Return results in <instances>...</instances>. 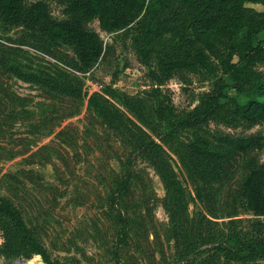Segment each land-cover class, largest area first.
Masks as SVG:
<instances>
[{"label":"rangeland","instance_id":"374dc122","mask_svg":"<svg viewBox=\"0 0 264 264\" xmlns=\"http://www.w3.org/2000/svg\"><path fill=\"white\" fill-rule=\"evenodd\" d=\"M36 1L24 0L26 7ZM42 1L51 18H66L54 0ZM243 7L247 14L264 8L253 1ZM142 17L126 27L100 18L86 21L85 27L96 31L108 49L87 71L77 69L70 45L50 42L34 29L0 23V196L15 202L53 259L264 264V257L235 258L211 246L231 236L247 240L264 234V218L259 227L241 194L252 161H264V146L239 151L226 143L250 133L264 135V121L247 129L222 109L203 123L169 134L150 73L160 72L163 60L191 53L183 71L160 85L179 118L221 75L218 64L227 56L230 40L223 31L193 23L192 10L168 0L147 36L145 62L141 23L147 18ZM196 37L212 43L214 52L189 43ZM30 74L51 79L60 90ZM198 137L222 157H193L190 144ZM151 141L155 145L132 164L131 187L114 204L128 154ZM118 209L127 217L128 229L115 260ZM2 245L0 236V249ZM17 259L46 264L34 254L0 253V264Z\"/></svg>","mask_w":264,"mask_h":264},{"label":"trees","instance_id":"16d2710c","mask_svg":"<svg viewBox=\"0 0 264 264\" xmlns=\"http://www.w3.org/2000/svg\"><path fill=\"white\" fill-rule=\"evenodd\" d=\"M54 1L62 7V13L66 18L58 20L51 18L50 9L42 0L32 3L29 7H26L24 0H0V23L34 29L50 42L70 45L76 57V67L83 71L90 70L97 61L104 59L108 51L102 37L96 31L85 27L86 21L100 18L113 26L126 27L136 20L140 21L141 14L143 17L146 16V22L141 23V51L143 61L147 62L150 49L147 45V36L156 16L168 6V0ZM177 1L193 11V23L213 31L225 32L230 43L227 56L220 59L218 64L221 75L208 91L200 95L198 103L179 118H174L173 105L168 95L160 89V85L183 71L187 64L185 59L190 58L191 53H185L182 59L161 61L160 72L150 69L159 95V114L165 122L167 133L172 134L183 126L203 123L222 109L228 111L232 117L244 121L247 129L264 121V8L256 14H247L243 7L246 1L260 2L264 7V0ZM188 41L204 44L214 52L213 44L204 39L196 37ZM196 57L205 63L200 54ZM63 66L71 71L74 68L64 64ZM30 78L44 82L51 89L60 90L51 79L36 74H30ZM230 90H233L232 94ZM226 143L239 151L248 148L261 149L264 146V135L258 132L250 133L227 140ZM207 144L208 141L204 137H198L190 144L192 156L210 160L222 157V154L208 149ZM154 145V141L142 143L128 154L125 173L112 198L114 204H117L131 187L132 164L137 155ZM241 194L246 208L256 217L255 223L261 227V218H264V161H252ZM118 219L120 229L116 233L112 250L115 260L118 259V246L126 240L128 229V219L120 209ZM0 236L3 241L0 249L2 254L14 256L23 254L27 257L34 254L46 264H80L75 258L69 257L64 260L51 258L44 243L27 225L20 208L6 196H0ZM211 246L226 250L235 258L264 257V234L247 240L231 236L226 240L212 243ZM192 255L193 252L189 253V256Z\"/></svg>","mask_w":264,"mask_h":264},{"label":"built area","instance_id":"2783aa9c","mask_svg":"<svg viewBox=\"0 0 264 264\" xmlns=\"http://www.w3.org/2000/svg\"><path fill=\"white\" fill-rule=\"evenodd\" d=\"M1 264H26V262H23V260L17 259L14 260L12 263H1Z\"/></svg>","mask_w":264,"mask_h":264},{"label":"bare ground","instance_id":"6f19581e","mask_svg":"<svg viewBox=\"0 0 264 264\" xmlns=\"http://www.w3.org/2000/svg\"><path fill=\"white\" fill-rule=\"evenodd\" d=\"M26 264H35V262L30 261V262H28V263H26ZM38 264H39V263H38Z\"/></svg>","mask_w":264,"mask_h":264}]
</instances>
